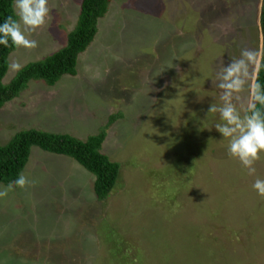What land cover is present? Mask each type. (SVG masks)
<instances>
[{
  "label": "rangeland",
  "instance_id": "374dc122",
  "mask_svg": "<svg viewBox=\"0 0 264 264\" xmlns=\"http://www.w3.org/2000/svg\"><path fill=\"white\" fill-rule=\"evenodd\" d=\"M82 1L48 0L45 25L26 33L38 46L16 48L5 84L67 46ZM261 2L112 0L75 76L30 81L0 109L2 146L31 129L82 141L106 131L102 153L120 166L98 201L92 173L33 147L22 173L34 183L0 198V264H264V197L252 188L264 153L249 176L219 114L207 115L221 67L262 52Z\"/></svg>",
  "mask_w": 264,
  "mask_h": 264
},
{
  "label": "trees",
  "instance_id": "16d2710c",
  "mask_svg": "<svg viewBox=\"0 0 264 264\" xmlns=\"http://www.w3.org/2000/svg\"><path fill=\"white\" fill-rule=\"evenodd\" d=\"M111 1L83 0L78 26L70 33L67 46L44 61L24 67L9 84H5L4 79L9 70V58L16 47L11 42L8 47L0 45V109L19 97L30 81H44L53 87L63 76H75L78 59L96 38L99 20L107 14ZM10 15L17 19L14 0H0V23ZM260 27L264 53V0L261 2ZM259 80L264 84V68L259 72ZM119 118V115L111 117L107 129ZM105 139L106 131L87 141L34 129L21 131L5 146L0 144V183L7 185L14 181L27 166L31 149L38 147L50 154L72 158L92 173L95 176L94 194L98 201H103L120 177V166L102 153Z\"/></svg>",
  "mask_w": 264,
  "mask_h": 264
},
{
  "label": "clouds",
  "instance_id": "9594fccd",
  "mask_svg": "<svg viewBox=\"0 0 264 264\" xmlns=\"http://www.w3.org/2000/svg\"><path fill=\"white\" fill-rule=\"evenodd\" d=\"M14 8L18 19L10 15L0 23V45L8 47L11 42L16 48L35 49L38 42L29 39L26 33H33L45 25L50 14L48 0H14ZM229 60L216 75L217 86L222 90L221 103H211L207 115L219 114L221 122L215 124V129L229 141L228 156L238 160L249 176H254L255 164L264 153V84L259 80V72L264 68V53L245 48L239 58ZM10 67L19 71L21 65L13 62ZM245 91L248 92L246 105L240 103ZM33 183L20 173L14 181L0 188V198L7 197L17 187L24 189ZM252 188L264 197V179L256 178Z\"/></svg>",
  "mask_w": 264,
  "mask_h": 264
}]
</instances>
